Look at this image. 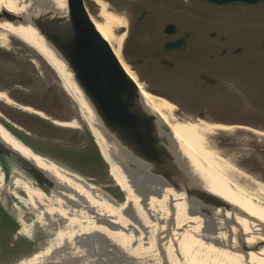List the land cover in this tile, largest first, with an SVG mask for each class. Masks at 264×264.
<instances>
[{
    "label": "rangeland",
    "instance_id": "1",
    "mask_svg": "<svg viewBox=\"0 0 264 264\" xmlns=\"http://www.w3.org/2000/svg\"><path fill=\"white\" fill-rule=\"evenodd\" d=\"M84 3L94 23L104 22L103 5L107 12L123 20V27H112L118 36L125 33L120 49L123 64L142 88L148 92L155 88L158 96L173 106V119L196 125L208 123L207 119L197 115L202 107L209 117L226 109L238 116L244 127L219 130L212 135L206 134L205 139L223 156L239 160L240 164L233 167L238 184L254 191L258 183L264 189V152L258 151L264 149V52L259 47L264 37V4L212 7L197 0H84ZM146 8L151 11L149 17L159 19L158 30L170 18H177L182 23L189 22V19L192 22L193 18L198 22L202 20V24L206 20L207 24L210 23L206 33L219 43L213 58H209V61L215 62L211 66L215 86L197 88L208 84L194 78L195 71L182 78L183 69L158 64L162 55L160 46L165 39L160 31L155 36L143 35L142 31L133 27L131 32L135 18ZM195 31L202 33L200 27ZM211 32H216V37H211ZM221 36L226 40L220 41ZM229 44L232 46L230 49H241L237 56L244 60L242 64H229L235 65L233 68H227V57L217 53L223 45ZM194 49L198 50V47H190L189 51ZM175 70L180 74L176 84L167 81L170 80V73H176ZM199 70L205 71L206 67L202 66ZM0 93V123L20 140L18 133H21L24 140L29 144L28 139L36 149L41 148L53 155L61 154V148L65 151L83 150L86 141L83 130L89 133L93 142L94 137L81 117V105L68 92L62 78L36 50L12 35L8 36L6 43L0 42ZM40 156L54 160L46 154ZM85 156L92 157L91 154ZM98 156L102 159L100 152ZM97 163L80 159L77 165L88 170L92 164L98 166L102 178L76 175L109 193L117 184L109 166L103 174L102 164Z\"/></svg>",
    "mask_w": 264,
    "mask_h": 264
},
{
    "label": "bare ground",
    "instance_id": "2",
    "mask_svg": "<svg viewBox=\"0 0 264 264\" xmlns=\"http://www.w3.org/2000/svg\"><path fill=\"white\" fill-rule=\"evenodd\" d=\"M1 9H3L2 0H0ZM102 16L104 22L95 23L97 30L108 41L126 72L138 84L141 93L150 101L163 123L169 127L183 148L221 186L264 210L262 185L257 183L254 191H250L238 184L236 176L233 175V167L240 164L237 162L239 160L223 156V153L215 150L214 146H210L205 139L206 134L212 135L219 130H229V127L212 123L213 117H208L209 122L200 125L173 119V106L158 96L157 92L151 93L142 88L123 64L120 49L125 33L118 36L112 31L113 26L123 27V20L107 12L104 5ZM9 35L21 39L36 50L62 78L68 92L78 99L82 120L109 164L117 188L125 192V201H114L102 189L36 154L0 123L2 143L32 162L47 177L55 181L61 193L58 196L36 187L33 180L11 160L9 161L10 177L7 181L0 168V201L5 202L11 197L16 200L12 210L16 214L17 221L23 225V234L27 237L31 236L34 226L37 225L45 232L52 230L50 232L52 234L47 235L44 243L31 242L35 246L34 249L24 254L20 261L13 260L10 256H3L0 262L2 264H181V261L194 250V242L203 240L204 232L200 221L188 218L189 211L183 201H176L175 195L161 188L159 184L149 182L138 186V182L135 181L132 187L119 166L110 158L109 151L116 150L114 142L108 141L101 124H97V118H91V109L67 71L59 69L55 54L48 53L47 46L35 42L31 32L20 30L18 24L0 22V42L6 43ZM19 191H23V195ZM36 207L41 208L43 212L33 213ZM24 210L32 211L33 220L25 215ZM57 225L61 226L56 230L53 229V226ZM16 235V239L23 240L20 232ZM40 235L41 232H34V237ZM36 247H40V250H35Z\"/></svg>",
    "mask_w": 264,
    "mask_h": 264
},
{
    "label": "water",
    "instance_id": "3",
    "mask_svg": "<svg viewBox=\"0 0 264 264\" xmlns=\"http://www.w3.org/2000/svg\"><path fill=\"white\" fill-rule=\"evenodd\" d=\"M199 1L218 6L264 2ZM2 8L0 22L18 24L55 54L91 118L114 142L110 157L128 183L159 184L183 201L188 218L200 221L203 240L194 242L181 264H264V210L221 186L183 148L97 30L83 0H2ZM0 154L21 164L38 185L55 189L53 180L1 141ZM120 197L121 202L123 191Z\"/></svg>",
    "mask_w": 264,
    "mask_h": 264
},
{
    "label": "flooded vegetation",
    "instance_id": "4",
    "mask_svg": "<svg viewBox=\"0 0 264 264\" xmlns=\"http://www.w3.org/2000/svg\"><path fill=\"white\" fill-rule=\"evenodd\" d=\"M149 16H151L150 9L148 8L143 9L139 14V16L135 18L133 22V25L135 26L132 25L131 32L133 27L136 28V30L138 31H142L143 35L150 34L152 36H155L157 32L160 31V33L164 36L165 39L162 41L160 46L162 55L158 60V64L160 66H166L172 69L173 68H177L180 70L183 69L184 73L181 75L182 78L189 77V75L195 71L196 73L194 74V78H197L201 83L208 84V85H199L200 87L197 88L215 86L214 84H216V80L215 77H213L212 75L213 70H211V66L213 67V64L215 62L209 61V58H213L214 53L216 52L217 44L219 43L208 37L206 33L207 29L210 27V23L207 24L208 22L206 20L204 21L205 23L202 24L201 23L202 20H199L198 22L196 18H193L192 22L189 19V22L182 23L177 18H170L163 25H161L160 30H158L159 19ZM197 27H200V29H202L201 34L196 33L195 30L197 29ZM209 35L211 37H216V32H211ZM219 40L224 41L226 40V38L221 36ZM166 41H171V42L180 41L181 43L179 45L181 46V48L178 50L164 49L162 44ZM190 47L191 48L198 47V50L194 49L193 51H189ZM231 47L232 46L230 44L223 45L221 47V50L217 52L218 55L227 57L225 59L227 68L235 67V65L230 66L229 64H236V63L242 64L244 62L243 58L237 56V54L241 52V49L240 48L230 49ZM202 66L206 67L205 71L199 70ZM170 74H171L170 80L167 79V81L175 82L176 84L180 76L179 72L176 71V73L172 72ZM202 75L206 76V78H208L210 81L205 78H202ZM181 84H185V83H181ZM227 86L228 88H231L229 85ZM151 91L157 92L155 88H152ZM202 95L205 96L203 92ZM203 100H205V98ZM176 103L180 104L178 102ZM183 106L189 108L187 105L183 104ZM186 108L185 111L191 113V111H189ZM203 109L204 108L202 107V110ZM202 110L197 111V115L209 121L208 119L209 116H206V113L203 112ZM222 111L219 114L213 115L211 122L222 123L235 127H239V123L243 125V123L239 122L238 120L239 118L237 115H232L233 112L231 110L226 109L225 111L227 112L226 114L225 112L222 113ZM261 149H259L258 151H261ZM6 237H8V235H6L1 240L2 242L0 243V250L2 251L4 249L2 255L10 256V258H12L13 260L16 259V257L18 256L19 250H23L25 249V247L26 248L29 247V249H31L34 246L33 243L32 244L30 243L29 245L25 244V246H23L22 243L20 242L12 244L11 246H6L7 243Z\"/></svg>",
    "mask_w": 264,
    "mask_h": 264
},
{
    "label": "trees",
    "instance_id": "5",
    "mask_svg": "<svg viewBox=\"0 0 264 264\" xmlns=\"http://www.w3.org/2000/svg\"><path fill=\"white\" fill-rule=\"evenodd\" d=\"M83 137L85 138V148L82 150V149H79L77 148V150H70V151H65V148H61L59 150H61V154L59 155H53V154H50V153H45L47 151L44 152L43 149H36L32 144L31 142L26 139L29 144L37 151V152H40L42 154H46L48 155L49 157L55 159L56 161L68 166V167H71V168H74L75 170L81 172L82 174H90L91 176L92 175H97L99 176L100 178H102L101 176L103 175H100V173H98V170H99V167L96 166V165H93L90 167V170L88 169H82V167H80V165H77L79 164L80 162V159L81 160H89L90 162L94 161L95 163L98 162L100 164H102L101 166V169L103 170V174L106 173V165L105 163L103 162V160L98 156V151H97V148L96 146L94 145V143L90 140L89 138V135L86 131H83L82 133ZM30 139V138H29ZM31 140V139H30ZM33 142L36 143V140H33ZM41 142V141H39ZM80 150L82 152H80ZM89 155L91 154L92 157H86L85 155ZM67 158H72V160H67ZM77 160V161H76ZM97 163V164H98ZM100 171V170H99Z\"/></svg>",
    "mask_w": 264,
    "mask_h": 264
}]
</instances>
